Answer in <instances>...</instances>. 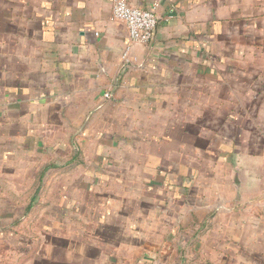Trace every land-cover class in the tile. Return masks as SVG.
Returning <instances> with one entry per match:
<instances>
[{
  "label": "crops",
  "instance_id": "obj_1",
  "mask_svg": "<svg viewBox=\"0 0 264 264\" xmlns=\"http://www.w3.org/2000/svg\"><path fill=\"white\" fill-rule=\"evenodd\" d=\"M124 1L155 12L149 42H128L112 0H0V162L124 161L147 186L173 172L225 264H264V0ZM92 167L54 194L99 186Z\"/></svg>",
  "mask_w": 264,
  "mask_h": 264
},
{
  "label": "rangeland",
  "instance_id": "obj_2",
  "mask_svg": "<svg viewBox=\"0 0 264 264\" xmlns=\"http://www.w3.org/2000/svg\"><path fill=\"white\" fill-rule=\"evenodd\" d=\"M37 154L40 156L33 160L0 162V264H225L228 261L221 255L222 244H212L214 237L212 242L208 241L212 212L193 207L200 199L193 202L192 191H187L190 188L182 189L189 179H177L169 172L163 185L147 186L148 180L152 183L155 180L135 179V172H129L124 161L114 165L113 161L104 160L101 166L95 160L81 162L79 154L72 162ZM65 162L77 167L69 171L71 165L63 168ZM52 165L56 168H51ZM96 165L104 169L99 186L92 184L93 189L88 193L77 190L66 195L54 194L56 186L61 185V172H86L88 166ZM45 168L41 193L27 211L25 207ZM48 172L52 173L48 175ZM117 172L118 178H107ZM178 187L183 195L177 199L171 193ZM166 190L168 194L164 193ZM60 196H66V202L72 201V207L65 212L58 204L62 200Z\"/></svg>",
  "mask_w": 264,
  "mask_h": 264
},
{
  "label": "built area",
  "instance_id": "obj_3",
  "mask_svg": "<svg viewBox=\"0 0 264 264\" xmlns=\"http://www.w3.org/2000/svg\"><path fill=\"white\" fill-rule=\"evenodd\" d=\"M112 17L125 24L130 44L149 42L157 24V16L153 10L133 7L124 0H112ZM122 58L128 61L127 50Z\"/></svg>",
  "mask_w": 264,
  "mask_h": 264
},
{
  "label": "trees",
  "instance_id": "obj_4",
  "mask_svg": "<svg viewBox=\"0 0 264 264\" xmlns=\"http://www.w3.org/2000/svg\"><path fill=\"white\" fill-rule=\"evenodd\" d=\"M46 170L43 169V172H40V175H39V178H38V184L34 190V193L31 195V198L27 204V206L25 207V210L29 209L30 207H32L33 204L36 203V201L38 200V195H39V191H40V183H41V180L43 178V175H44V171ZM28 211V210H27Z\"/></svg>",
  "mask_w": 264,
  "mask_h": 264
}]
</instances>
